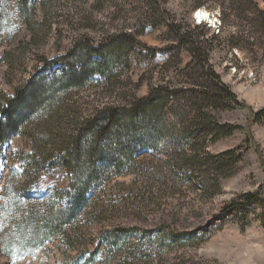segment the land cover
<instances>
[{
	"label": "rangeland",
	"instance_id": "1",
	"mask_svg": "<svg viewBox=\"0 0 264 264\" xmlns=\"http://www.w3.org/2000/svg\"><path fill=\"white\" fill-rule=\"evenodd\" d=\"M2 1L9 12L0 54L9 48L18 60L12 70L0 60V103L29 78L50 84L61 66L41 69L38 58L65 54L80 36L94 45L112 34L133 35L141 43L128 52L127 68L116 65L110 81L96 74L79 87L58 90L52 119L58 117L60 135L74 134L77 122L96 108L148 98L151 86L189 91L208 83L202 58L191 61L174 35H166L165 24L152 25L154 19L173 23L186 43L199 36L207 70L244 106L206 109L209 128L236 126L229 134L213 139L212 132H197L178 141L175 132L186 130L191 111L183 100L169 103L155 144L136 146L131 166L97 168L87 181L85 205L63 229L47 230L51 213L66 208L75 177L71 167L50 158L66 144L51 140L46 130L52 120L39 117L44 103L38 108L31 101L37 110L33 127L1 149L0 264H264V120L252 116L264 106V0H156L155 11L151 0H111L99 11L96 0H69L60 7L63 13L50 16L48 36L39 31L34 41L14 0ZM38 69L41 76L34 75ZM133 136L129 143L143 142ZM253 192L260 202L243 207V196ZM229 203L231 211L224 209Z\"/></svg>",
	"mask_w": 264,
	"mask_h": 264
},
{
	"label": "trees",
	"instance_id": "2",
	"mask_svg": "<svg viewBox=\"0 0 264 264\" xmlns=\"http://www.w3.org/2000/svg\"><path fill=\"white\" fill-rule=\"evenodd\" d=\"M66 1L69 0H14L24 26L30 33V40L33 39L34 41L39 35V31H42L43 39L48 36V32L52 27V22L49 20L50 16L57 15V10L63 13L64 9L60 7H63ZM110 1L96 0L93 6L99 11L105 7L106 2L109 3ZM154 1L157 2L156 0H151L148 3L151 11L156 10L153 6ZM83 2H87V0H83ZM201 5V3H197L196 7ZM160 10H162L161 15L163 16V9L160 8ZM37 11L40 12L39 19L36 18ZM8 12L6 2L0 0V48L2 47L1 41H3L4 31L7 28L4 23L7 22ZM148 14L149 12L144 10V15ZM164 19H154L152 25L165 24L167 26L166 35H174L173 37L177 39L178 48L184 47L191 56V61L194 62L199 57L202 58V69L204 72H201V76L205 77L208 82L206 85H201L202 88L187 91L183 89L169 90L161 85L151 86L148 98L142 100L133 98V101L128 102L129 104L126 107L108 105V107L93 109V116H87L82 118L81 122H77V131L74 134L60 135L55 127L58 117H56V121L52 119L56 113L52 106L53 102L56 101L55 96L58 90L67 86L79 87L87 82L89 77L91 78L92 75L96 74L110 81L111 78L115 77L113 70L116 69V65L121 64L124 68H127L128 52L131 49L134 51L136 46L141 45L140 41L133 35L112 34L105 41L96 43V45L88 38L80 36L71 44L65 54L53 60L38 58L37 62H41V69L57 64L61 66V69L53 73V77L49 80L51 81L50 84H43L42 86L39 82L29 78L24 84H20L15 88L12 96L5 97L2 95L3 103H0V158L2 146L6 141L15 134H21L25 131V128L33 127L35 119L31 117L32 113L37 114V110L33 109L31 101L36 104L40 103V105H37L38 108L44 103L43 112H39V117L44 119L46 123L52 120L48 123L49 131L46 130L51 140L66 144V146L56 148L58 150L57 153H60L58 157L52 155L50 158L60 159L64 163L63 166L71 167L74 170L75 181H73L71 190L67 193L66 208L51 213L50 217L52 218L53 226L49 224L47 230L57 226L61 229L63 224L70 219V215L76 214L77 208L85 205L84 202L87 201L86 193L89 189V182L87 181L90 180L89 176L93 175L97 168H105L109 165L117 167L120 165L131 166L133 164L132 155L136 146L148 143V145L155 144L163 131V127L166 125L163 114L169 103L177 104L183 100L185 107L191 111L188 114L190 115L188 125L183 126V130H186L184 132H175L177 133L178 141H186L187 135L194 138L198 133H203V137H208L207 133L211 132L215 135L213 139H216L219 136L229 134L236 128V126H228L229 128L224 130V126L218 125L212 130L209 128L211 124L209 125L206 122V118H209V113L206 112L207 108L242 107L244 103L236 98L230 88L220 81L218 75L212 72V69L211 71L207 70L208 68L205 64L207 63V56L205 54L203 56L198 46L201 43L199 36L194 39L190 38L188 43H186L187 39L181 34L180 29L176 28L173 23L166 21V18ZM196 28L199 27L197 26ZM171 35L170 37H172ZM12 51V49L3 48L0 54L1 62H5L11 70L14 68V63L18 60L17 53L14 54ZM41 69L35 71L34 75L41 76V73L38 72ZM56 82L58 83L57 85H55ZM140 112L148 113V115L141 117L142 120H138L136 115ZM252 116L257 120H264V106ZM60 118L64 117L60 116ZM176 119L179 120L177 116ZM143 122H146L149 126L145 127ZM188 129L191 130L187 133ZM115 130L120 133H115ZM135 130L136 133H132ZM138 132L139 135L137 134ZM131 135H134L133 139L137 137L143 142L137 143V145L129 143L132 142ZM245 136L249 137L248 130H245ZM111 143H113L112 146ZM54 150L55 148H51V152H54ZM111 156H116L114 161H112ZM239 157L241 156H231L230 159L233 161ZM79 178H83V184H76L79 182ZM243 201L245 203L243 207L249 203L258 204L260 202V194L258 192L245 194ZM233 207L234 204L229 203L224 209L231 211L234 209ZM242 215L244 216L245 212ZM242 215L241 217H243Z\"/></svg>",
	"mask_w": 264,
	"mask_h": 264
},
{
	"label": "bare ground",
	"instance_id": "3",
	"mask_svg": "<svg viewBox=\"0 0 264 264\" xmlns=\"http://www.w3.org/2000/svg\"><path fill=\"white\" fill-rule=\"evenodd\" d=\"M202 12H203V11H202ZM203 13H204V12H203ZM200 14H201V13H200ZM198 18H199V17H198ZM195 19H196V18H195ZM196 20H197V19H196ZM200 21H201V20H199V21L197 20L198 23H200ZM212 25H214V23H212Z\"/></svg>",
	"mask_w": 264,
	"mask_h": 264
},
{
	"label": "snow or ice",
	"instance_id": "4",
	"mask_svg": "<svg viewBox=\"0 0 264 264\" xmlns=\"http://www.w3.org/2000/svg\"><path fill=\"white\" fill-rule=\"evenodd\" d=\"M197 15L199 16V13H197Z\"/></svg>",
	"mask_w": 264,
	"mask_h": 264
}]
</instances>
